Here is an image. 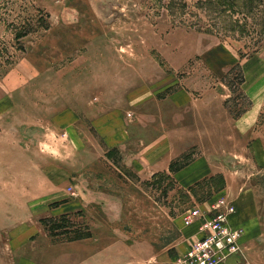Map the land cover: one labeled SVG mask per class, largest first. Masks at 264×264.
Instances as JSON below:
<instances>
[{
	"label": "rangeland",
	"instance_id": "374dc122",
	"mask_svg": "<svg viewBox=\"0 0 264 264\" xmlns=\"http://www.w3.org/2000/svg\"><path fill=\"white\" fill-rule=\"evenodd\" d=\"M193 210L264 264V0H0V264H181Z\"/></svg>",
	"mask_w": 264,
	"mask_h": 264
},
{
	"label": "built area",
	"instance_id": "2783aa9c",
	"mask_svg": "<svg viewBox=\"0 0 264 264\" xmlns=\"http://www.w3.org/2000/svg\"><path fill=\"white\" fill-rule=\"evenodd\" d=\"M232 209L229 207L227 211ZM225 214H200L198 210L191 212L192 219L200 220L202 237L180 260L181 264H222L237 252L240 232L227 225Z\"/></svg>",
	"mask_w": 264,
	"mask_h": 264
},
{
	"label": "crops",
	"instance_id": "0c3cea01",
	"mask_svg": "<svg viewBox=\"0 0 264 264\" xmlns=\"http://www.w3.org/2000/svg\"><path fill=\"white\" fill-rule=\"evenodd\" d=\"M170 103L173 105V110L175 112H178L179 109L183 108L182 106L183 105H186L189 103L190 99L184 95V94H180L179 92H176V93H173L171 96H170ZM149 146H146L145 148H148ZM183 170V169H182ZM181 170V171H182ZM180 171V172H181ZM180 172H178L177 174H180ZM189 172V173H188ZM191 172L190 171H187V172H181L180 176L183 177V179L189 175Z\"/></svg>",
	"mask_w": 264,
	"mask_h": 264
},
{
	"label": "trees",
	"instance_id": "16d2710c",
	"mask_svg": "<svg viewBox=\"0 0 264 264\" xmlns=\"http://www.w3.org/2000/svg\"><path fill=\"white\" fill-rule=\"evenodd\" d=\"M61 227L62 226H60V225H54V226H50L49 229L53 231V230H56V229L61 228Z\"/></svg>",
	"mask_w": 264,
	"mask_h": 264
}]
</instances>
